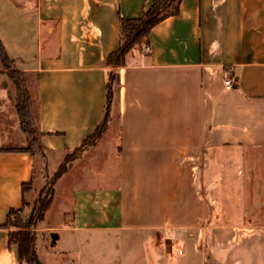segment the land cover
Segmentation results:
<instances>
[{
	"label": "crops",
	"instance_id": "1",
	"mask_svg": "<svg viewBox=\"0 0 264 264\" xmlns=\"http://www.w3.org/2000/svg\"><path fill=\"white\" fill-rule=\"evenodd\" d=\"M154 1L0 0V41L30 89L40 144L17 151L27 136L0 67V264H27L3 225L10 209L24 213L36 160L42 174L57 160V171L106 114L31 229L41 264H264V226L246 223L242 209L228 222L205 216L201 201L199 214L187 209L201 200L204 159L227 160L236 176L264 152V0H180L141 45L149 53L136 46L108 66L121 19ZM231 182L229 203L243 208L246 188Z\"/></svg>",
	"mask_w": 264,
	"mask_h": 264
},
{
	"label": "trees",
	"instance_id": "2",
	"mask_svg": "<svg viewBox=\"0 0 264 264\" xmlns=\"http://www.w3.org/2000/svg\"><path fill=\"white\" fill-rule=\"evenodd\" d=\"M180 0H155L149 10L145 11L138 19L125 20L121 19L120 23V45L119 48L110 54L107 58L108 66H120L123 64L126 53L136 46H141L145 43L146 37L150 30L163 19L176 15L178 13V5ZM0 67L10 78L16 93L15 109L19 118L20 127L23 133L27 136V147L17 151H24L34 154L40 149L39 132L35 126V118L33 111V99L30 89L26 83L23 72L14 67L13 61L9 58L0 41ZM115 76L110 73L107 91V105L111 99V88ZM106 114L103 122L97 128L83 139L81 145L73 150L71 154L65 156L64 161L59 165L57 171L51 179V191L47 199L40 202L37 210H34L28 219L22 221L18 214L20 210L10 209L7 214V220L3 225L4 228L11 229L8 233V244L17 247L18 258L20 262L27 264H41L35 254V237L31 229L34 225L43 220L44 213L51 204L53 191L52 186L68 169L69 164L81 153L83 149L94 145L96 140L101 135L106 122ZM16 151V150H14ZM29 185L22 186L24 194Z\"/></svg>",
	"mask_w": 264,
	"mask_h": 264
},
{
	"label": "rangeland",
	"instance_id": "3",
	"mask_svg": "<svg viewBox=\"0 0 264 264\" xmlns=\"http://www.w3.org/2000/svg\"><path fill=\"white\" fill-rule=\"evenodd\" d=\"M68 154H71V152ZM251 156V158L245 160V165L243 166L244 168L238 170V174L236 176L227 174V160L211 162L209 159H204L201 175L204 181V186L202 185L198 191L201 200L197 201V206L194 205V200L190 198L187 200L188 214H199L201 210L199 202L201 201L200 203L203 204L202 209L205 216L213 217L218 215L223 221L228 222L231 215L241 213L238 211L239 209H242L241 214L245 222L246 220H249L252 225L264 226V152L254 150ZM57 165V160L49 158L48 165L46 167L47 172L42 174L41 159L38 158L36 160L34 190L32 193L30 192L27 195L26 202L24 203V213L20 210L18 214L22 221L28 219L29 214H31L34 210H37L43 199L48 198L51 191V179L53 173L56 171ZM228 178L232 180V184L235 182L236 184L242 183L246 188L244 193L243 191L241 192L242 195L245 194V197L243 198L246 199V204L243 208L231 207V203H229L228 198ZM215 196L218 200L212 199ZM247 203L249 206H246ZM222 223L226 224V222ZM207 224L209 225L211 223L208 222ZM216 224H218V222ZM204 246L207 250L208 257L210 258L211 239H205Z\"/></svg>",
	"mask_w": 264,
	"mask_h": 264
},
{
	"label": "built area",
	"instance_id": "4",
	"mask_svg": "<svg viewBox=\"0 0 264 264\" xmlns=\"http://www.w3.org/2000/svg\"><path fill=\"white\" fill-rule=\"evenodd\" d=\"M139 49L143 53H149L150 52V48L147 45L140 46ZM232 85H233V82L230 78H227L223 81V86L225 89H230L232 87Z\"/></svg>",
	"mask_w": 264,
	"mask_h": 264
}]
</instances>
